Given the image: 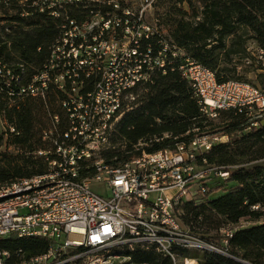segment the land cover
<instances>
[{
  "label": "built area",
  "instance_id": "2783aa9c",
  "mask_svg": "<svg viewBox=\"0 0 264 264\" xmlns=\"http://www.w3.org/2000/svg\"><path fill=\"white\" fill-rule=\"evenodd\" d=\"M155 2L141 0L134 10L126 0L54 1L45 12L58 23L55 41L30 60L0 55V92L19 101L59 95L64 113L37 133L44 146L36 158L45 171L0 184V242L48 244L36 264H76L81 251L109 249L153 250L169 264H198L183 254L215 248L183 223L182 206L202 204L227 186L231 168L199 171L197 162L228 138L188 135L154 149L141 140L132 145L119 123L157 75L178 74L205 122L222 112L256 113L264 127V91L240 80L220 83L217 70L181 49L159 21L149 23ZM1 126L0 143L26 134L2 117ZM116 138L123 142L112 145ZM108 152L117 153L112 163L103 157ZM93 183L103 184L107 196L95 194ZM236 232L222 231V241L228 246Z\"/></svg>",
  "mask_w": 264,
  "mask_h": 264
},
{
  "label": "trees",
  "instance_id": "16d2710c",
  "mask_svg": "<svg viewBox=\"0 0 264 264\" xmlns=\"http://www.w3.org/2000/svg\"><path fill=\"white\" fill-rule=\"evenodd\" d=\"M155 4L166 10L164 25L169 37L194 59L217 70L220 83L230 80L226 73L236 72L220 69L231 62L232 55L247 58L246 41L258 42L264 51V0H156ZM139 100L150 112L152 123L157 125L159 121L164 128L205 120L178 74L157 75L154 83L143 89ZM258 135L264 138V127ZM230 183L234 187L218 199L182 206V221L195 237L228 255L205 254L198 260L201 264H264V166L231 169L227 185ZM243 220L258 225L238 229L228 239V246L222 247L225 237L221 232ZM34 244L32 240L16 238L1 241L0 261L21 264L20 253L28 252Z\"/></svg>",
  "mask_w": 264,
  "mask_h": 264
},
{
  "label": "rangeland",
  "instance_id": "374dc122",
  "mask_svg": "<svg viewBox=\"0 0 264 264\" xmlns=\"http://www.w3.org/2000/svg\"><path fill=\"white\" fill-rule=\"evenodd\" d=\"M54 1L57 0H0V51L18 50L21 58H23L21 60H30L34 55V51L40 46L51 45L57 36L54 29L58 23L50 20L45 9ZM126 1L134 10L139 9L141 5V0ZM155 3L149 15V23L152 24L154 21H159L167 32V28L164 25V13H166V10L160 9ZM244 48L247 49V58H244L243 54L232 55L229 59L231 62L221 66L220 69H236L235 73H226L225 75L230 80H240L264 91V51L260 44L254 40L246 41ZM21 50H23L22 53ZM0 55L3 54L0 53ZM142 93L143 90L138 91L137 96L140 97ZM5 107V103L2 106L0 105L1 110L5 109ZM131 108L133 110L127 113L120 121L119 131L122 134L121 136L128 139L132 145L141 140L144 143L153 145L154 149H158L170 144L174 138L188 137V135L190 137H216L219 141H226V138H228V144H216L212 153L206 154L198 160L197 168L199 171L204 169L224 170L228 168L240 169L243 167L264 166V138L258 135V131L262 129L260 125L262 119L256 113L248 115L247 118H236L229 112H222L223 114L220 113L216 118L207 122L164 128L162 125L159 126L152 123L150 112L139 99ZM49 112V110L43 109L42 114L35 117L34 121L32 120L34 130L32 128L28 129V134L26 132L24 138L20 139L21 142L25 140L30 142L35 147V150L44 146L41 145L40 140L37 138V133L49 126L51 122ZM256 124L259 126L255 127L254 125ZM42 127L43 129H41ZM36 129L37 131L34 132ZM1 138L2 136L0 135ZM161 139H164V142L158 143L157 141ZM121 142H123L121 138H116L113 140L112 145ZM229 144L232 145L229 147ZM224 146L228 147L224 148ZM115 156H117V153L114 152L103 154V157L109 159L107 163H112V159ZM232 187H234L232 183L224 187H217L212 192H209L210 196L205 200L218 199L224 193L229 192ZM91 188L95 194L107 196V191L103 184L93 183ZM21 214L26 215L27 212L23 210ZM256 225L258 223L243 220L234 229H248ZM221 246L225 248L227 244L222 241ZM203 247L206 250L189 251L184 253L183 256L196 259L198 264H201L198 258H202L205 254L227 255L223 250L215 248L213 250L211 249L212 247L206 245ZM30 248L20 260L21 264H36V260L40 261V258L50 250V246L45 243H36ZM80 254L83 258L76 264H169L163 255L153 250L144 252L141 250L109 249L106 251H81Z\"/></svg>",
  "mask_w": 264,
  "mask_h": 264
},
{
  "label": "crops",
  "instance_id": "0c3cea01",
  "mask_svg": "<svg viewBox=\"0 0 264 264\" xmlns=\"http://www.w3.org/2000/svg\"><path fill=\"white\" fill-rule=\"evenodd\" d=\"M23 50H21V53ZM3 61H18L21 58L18 50L4 51ZM26 57V56H25ZM26 60V59H25ZM2 80L7 81L6 75ZM61 96L49 95L46 100L42 99H26L19 101L14 98H9L0 92L1 106L6 105L5 109L0 108V135L2 136L1 117L11 126H19L28 134V129H33L32 120L42 114V110H49L50 119L54 116L64 118V113L60 108ZM42 118V116H41ZM43 119V118H42ZM45 121V120H44ZM52 124L50 122L49 126ZM37 129L34 131L36 132ZM26 135V134H25ZM28 137V135H27ZM2 139V138H1ZM0 139V140H1ZM25 140V139H24ZM0 184L8 182L13 179L32 180L42 174L44 167L38 164L37 149L30 142H21L20 139H5L0 143Z\"/></svg>",
  "mask_w": 264,
  "mask_h": 264
},
{
  "label": "water",
  "instance_id": "95a60500",
  "mask_svg": "<svg viewBox=\"0 0 264 264\" xmlns=\"http://www.w3.org/2000/svg\"><path fill=\"white\" fill-rule=\"evenodd\" d=\"M237 262H239V263H243L242 261H237ZM243 264H245V263H243Z\"/></svg>",
  "mask_w": 264,
  "mask_h": 264
},
{
  "label": "bare ground",
  "instance_id": "6f19581e",
  "mask_svg": "<svg viewBox=\"0 0 264 264\" xmlns=\"http://www.w3.org/2000/svg\"><path fill=\"white\" fill-rule=\"evenodd\" d=\"M126 261H129V260H126Z\"/></svg>",
  "mask_w": 264,
  "mask_h": 264
}]
</instances>
